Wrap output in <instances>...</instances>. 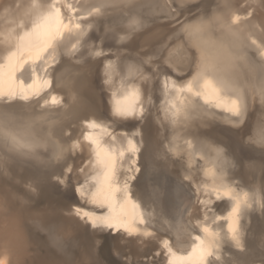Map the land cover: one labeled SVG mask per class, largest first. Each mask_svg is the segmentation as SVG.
I'll list each match as a JSON object with an SVG mask.
<instances>
[{
    "label": "bare ground",
    "instance_id": "6f19581e",
    "mask_svg": "<svg viewBox=\"0 0 264 264\" xmlns=\"http://www.w3.org/2000/svg\"><path fill=\"white\" fill-rule=\"evenodd\" d=\"M31 1L33 2V0H31ZM209 1H211V0H131V3H127L126 0H116V4H117L116 7L106 8L103 10L102 14H100L98 16L91 17L88 20L83 21V26L86 29V35L82 38V42L78 46L76 53L74 55H71V54L66 53L64 50H61L57 54V59L59 60L61 58H71V59H75V60H77L83 64H87V65L90 62V66L92 68L97 67L96 72L94 73V77H93L94 80H92V83H91L93 85V87L95 88L94 91L96 93L93 94L90 90L83 91V96L81 98H79L76 103L74 100L71 99L72 101H70L69 106H71V105L76 106L77 111H83L85 113H88L89 111L93 112V111L99 109L100 106H102V110L107 115L106 119H108V122H100V121L99 122L97 121V122L105 125L106 127L110 128V129L115 130V133L117 136V141H116L117 144H120L122 141V137L120 136V132L123 130L125 125H124L123 121H120L118 118H114L111 116V101H112L111 93L113 90L122 91L123 89L128 88L129 85H133V84L140 86V88H141V100L145 101V108H147L146 106L148 105V103H150L149 100L151 98H154V100L157 102L158 110H157V115L155 113L153 115L158 116L157 117L158 120L163 121V122L171 120L172 114L175 111L174 105L177 104V100H178V97L175 94L176 88L186 86L187 81L192 79L198 71L197 60H198L199 53H198L197 49H198V45L200 44L201 41H200V34H198L195 31V25L197 23H199L200 20H202V19L210 22V24H211L210 31L214 37H220V36L226 37L235 54H237L239 56H245L250 61H252L256 64L255 66H257V70H258L257 78H256L257 79L256 80V89H257V94L260 97L259 88H260L261 81H264V58H262L260 55L261 49L259 47V42H261V41L258 38V36H259L258 31L256 33V31L253 32L252 29L248 28L249 23H250V25L255 24L254 23V20H255L254 17L255 16H253L250 19V21H242L239 24L233 25L230 29L226 28L223 25L231 20L232 12L234 11L233 3L235 0H218V2L223 7V11H219V10L217 11L215 9L213 10L212 7L209 9L206 8L207 10L204 12H199V13H194V14L192 13L193 15H191L190 17L187 16V18L185 17L182 20L180 19L181 21H179V18L181 16L182 12L190 11V10L195 11L200 5H202L206 2H209ZM5 2H6V0H0V9L5 4ZM7 2H8V0H7ZM14 2H16V0H14ZM23 2L25 3V1H23ZM32 2H30V3H32ZM42 2L40 1V3H42ZM72 2L78 3L79 5L87 8V7H90L92 5L103 4V3H105V0H72ZM213 2H215V1H213ZM250 2H251V0H244L243 5L247 6L250 4ZM10 3H11V1H10ZM28 3L29 2H27L26 4H28ZM36 3L39 4V2H37V1H36ZM258 3H259V1H258ZM181 4H183L184 6L181 7L180 6ZM14 5L12 4V6H14ZM43 5L44 4H42V6ZM45 5H46V2H45ZM12 6H11V8H12ZM23 6L24 5H22V7ZM15 7L17 8L18 6L15 5ZM16 8H15V10H16ZM19 8H20V6H19ZM136 8H141L140 11H143V13L151 15V16L166 14L172 19H176V20L178 19L176 27L173 30L174 33H172L173 32L172 31L169 34H167L165 39L160 44H162L161 47L166 46L168 44L165 49H170V48H173L174 46L175 47L179 46V44H183L184 47L186 48L187 52L180 49L178 54L184 60H186V58H189L188 52H190L192 54V56L194 58L193 59V65L194 66L191 68V70L188 72V74L185 77L183 76V78L182 77L180 78L179 75L177 76V73H179V72L170 71L167 69H160L154 75H152V74H149L148 71H145V70H149V68L145 69L142 65L139 64V62L137 60L132 59L127 53H120L118 51H115L114 53H118V59H117V55H111L110 54V52H112L114 50V46L116 45L115 41L113 39H115V40L119 39V35H118L119 33L114 30L113 25L115 23H117L118 21H122L121 20L122 17H124L126 14H129L128 12L130 10H134ZM243 9L245 12V11H250L252 9H255V7L254 8L243 7ZM7 10H8V7H7ZM17 10H18V8H17ZM1 11H2V9H1ZM256 12H258V11L256 10ZM261 12H262V10H261ZM1 14H2V12H1ZM258 14H259V12H258ZM254 15H255V13H254ZM33 16H35V15H33ZM182 16H181V18H182ZM217 17L219 19H217ZM6 19H8V18H6ZM6 19H5V21L7 22L9 19L8 20H6ZM10 20H11V17H10ZM165 20L168 21V19H165ZM0 21H1V18H0ZM18 21H19V19H18ZM257 21H258V19H257ZM2 22H4V20ZM256 23H259V22H256ZM89 24L91 25V27H88ZM185 24L192 25L193 27H191L188 31H183L182 25H185ZM263 24L261 23V25H263ZM0 25H1V22H0ZM10 25H12V24H10ZM259 25H260V23H259ZM4 26H5V24H4ZM12 26H10V28H12ZM15 27H17V26H15ZM10 28L8 26V31ZM2 29H3V26H2ZM155 31H157V29ZM1 33H3V32H1ZM159 34H157V35H159ZM1 35H3V34H1ZM0 37H2V36H0ZM150 37H155V33L154 32L151 33ZM86 38H88V40L85 41ZM253 40L258 41V44H253L252 43ZM149 42H150V40H148V41H146V40L142 41L141 40L139 44H134L135 47L132 48L133 49L132 51H136V50H139L141 48H144V46H146ZM99 47L105 48V51L108 53L106 58H104V57H93L91 55V53ZM138 47H140V48L138 49ZM13 48H14V41L11 43H6L4 40L3 42L0 43V64H4L6 62L5 57L7 56L9 51L13 50ZM105 59L114 60L117 63L116 75L113 77L112 83H105V80H106ZM152 61H153V59H152ZM50 62H52V61L49 60V63ZM189 64H190V62H189ZM244 64H245V62H244ZM238 65H239V62H238ZM130 69H131V71H130ZM238 74H239L241 80L247 84V90L245 92V103L247 105V112H246V115L243 119L248 118L247 128L250 126V123H251L252 136L254 138L258 139L260 130L262 127H264L263 106H261L260 104H257L255 102V99H254L253 94H252L251 80H249V78L246 77L243 74V72L239 69H238ZM5 75H6V73H5ZM40 75L43 77L44 73L41 72ZM66 77L67 76H65V77L63 76L62 79L64 80V79H66ZM142 77H146L147 79H143ZM25 79H30V74H26ZM165 81H167L166 86H165ZM61 82H62V80L60 79V80H57L54 84L58 88V90H51V88H52L51 87L40 95V96L45 95L43 97L44 100L49 99V97L51 95H55L58 98H60L61 103L59 105H53V104H51V102L49 100L48 104L51 106H54V107L62 106L64 101L67 99L66 95L64 93V90H66L70 86V81H68V82L66 81L64 83H61ZM96 84L98 85V87H96ZM85 93H86L87 97H85ZM40 96L34 97L33 99L28 100V101H23V100H20V101L30 102V101H33L34 99H36ZM179 99H183V97H179ZM259 102H261V97H260ZM1 103H4V102L0 101V105H1ZM199 103H200V107H204L210 112L220 113L223 116L229 117L228 114L219 112L218 110L211 107V105H204L202 100ZM4 104H6V103H4ZM32 105H33V103H32ZM37 107H39V106H37ZM43 108H45V107H43ZM49 108H50V106H49ZM49 108H46V110L47 109L49 110ZM26 110H27V108H26ZM26 110H25V112H26ZM52 110H54V109H52ZM64 110H65V108H64ZM59 111L61 112L62 110L59 109ZM58 112H55V113H58ZM4 113L5 112L0 111V117H4ZM8 113H9V122L14 127H17L20 130L21 136L19 138V148L15 151H8L5 149V151L3 152L5 155L14 154L16 156H19L21 159H23L25 161H30V162L34 163L38 167V169L40 168L41 170H48L51 168L57 169L59 167H62V169L69 172V168H71L72 171L69 173H70L71 177H73L76 181H83V182L88 181L89 185L91 183H94V181L91 180V177L96 172V168L94 165L93 146L87 140L84 139V135L81 136L80 138L77 137L78 138L77 141L75 140L76 144L74 143L75 144L74 156L71 159H69L67 162H65V164H62V163L60 164L59 161H60V157L62 155V153L60 151L61 142L58 139L60 137H55L54 134L50 130H48L47 125H45V123L41 124V122H40L39 125L38 124L33 125V123H31V122H24L23 120L21 121V120L17 119L14 116V114H12L10 112H8ZM198 113H199V111H198ZM63 115L61 117L65 116V115L64 116ZM203 115H206V114L203 113ZM183 116H184V113L181 112L180 117H183ZM29 117L30 116H28V118ZM214 117H216V116H214ZM44 119H45V117H44ZM56 119H58V118H56ZM77 119H79V118H77ZM234 119L235 118H232V120H234ZM73 120H75V119H73ZM102 120H104V119H102ZM59 121H61V120H59ZM193 121L195 122V120H192V123L194 124ZM53 122H55V121L53 120ZM72 122H74V121H72ZM49 123H51V121ZM56 123H54V125ZM77 123H79V122H77ZM192 123H190V124H192ZM198 123L201 124L200 122H198ZM80 126H81L80 129H82V125H80ZM164 126L167 128V126H169V125H167V126L164 125ZM186 127H189V126H186ZM169 128H168V130H169ZM56 130H57V128H56ZM56 130H54V131H56ZM185 130H187V129H185ZM185 130H184V132H185ZM85 131H86V129H85ZM89 131H92V130L87 129V132H89ZM128 131H129V133H131L134 130L128 129ZM80 132H82V131H80ZM134 132H136V130ZM187 133L188 132L186 131V134ZM195 134H196V132L193 133V136ZM198 135H199V133H198ZM174 136L176 137V140L174 143H175L176 148L178 149V151H176L175 154H173V152H171L169 150V148L172 146V144L170 142L173 141ZM244 136H245V134H244ZM142 137H143V139H142ZM144 139H146L148 142H151L152 138L147 134H142V135H140V137H138L137 135L135 136V140L138 143L139 148H141V143H142V140H144ZM237 139H239V136H232V138L230 137V140L235 145H237V142H236ZM188 141H191V143L193 145V149L191 152V158H190V153H189V149L187 146ZM161 142L162 143H159V141L157 140V144H158L159 151H160L159 158L157 160V165L163 166L162 170L165 172V175L169 178L168 179L169 183L167 181L166 182L158 181V183H157V182H155L154 179H151L150 182H148V184H146V186H145V189H146L145 190L146 194H144L145 196L141 197L142 199L144 198L143 199L144 201H141L140 196H139L140 191H138L137 187L134 185V181L131 182L132 183V191L134 193L135 198L140 203L141 210L144 213L145 219L148 221V227L151 230H153L155 233H157L160 237H164V238L169 239L170 246H172L174 248H178L181 251L187 252V251H190L192 245L196 243L195 236L200 234L199 233L198 220L196 219V217L201 216V218H202V214H201L200 210L202 209L203 206H201L197 203L196 191H195L194 185L198 181H204L205 177H204V171L203 170L205 167H216L217 168V165H220L221 167L226 169L229 166L233 165V161L230 158H229L230 159L229 160L226 157L227 155L225 156L224 153H219V154L216 153L217 154L216 156L210 157V155H208L206 149H204L205 147L202 146L203 144H201V145L198 144V143H200V141L196 143V141L193 138L189 137L188 134L184 135L181 133L172 132L171 135H169V137L164 136ZM124 143L126 144V141H124ZM64 144H66V143H64ZM38 145H44V146L42 147V146H38ZM66 147H65V149H66ZM258 148H259V146H258ZM1 149H3V148H1ZM253 150H255V149H253ZM223 151H225V153H226V150H223ZM223 151H221V152H223ZM259 151H260V149H259ZM259 151H257V152H259ZM163 152H166V154L169 157H171L173 160L172 161H166L163 157H161V156H164ZM236 154L238 156V159L240 160V166H239L240 169L239 170L236 169V170H238L237 172L239 173V175H238L239 179L241 178L242 182L244 181V182H246V184H243L242 182L237 183L234 181V179H232V177H231V179H229V180L227 179V180L230 182H235V185L238 187V190L239 189H248L250 191L255 192L257 195L264 193V167L260 163V160H262V157L260 155L259 156H256L254 154L250 155L246 149H241L239 147L236 149ZM8 157H11V156H8ZM200 157H203V159H200ZM13 160H14V157H13ZM17 160H19V159L17 158ZM138 160H139V154L137 155V159L135 161L136 164L139 163ZM63 161L64 160H62V162ZM132 164H133V161L129 160L127 157V154H126L125 163L123 165V170L121 173V182L123 181L124 176L130 174L127 170L129 169L130 165H132ZM81 168L83 169V171H79V169H81ZM0 169L6 177H10L12 175L10 165H8L6 160H3L1 157H0ZM39 171L40 170H38V172ZM217 171H218V169H217ZM226 171H229V170H226ZM198 172L200 173V176L197 175ZM237 172H235V174H238ZM14 173H15V171H14ZM45 173H46V171H45ZM20 174H21V172H20ZM65 175H63V176H65ZM170 175L172 177H170ZM185 177H188V178L185 179ZM64 178H66V177H64ZM235 178L237 179V177H235ZM16 179L19 182V184L21 186H23L24 189H27L29 191H33L35 185L38 186V184H39V183H37V184L34 183V181L28 177L27 178H24V177L23 178H16ZM3 181L5 183V180H3ZM70 181H71V179H70ZM48 183H49V181H48ZM55 183H56V181H55ZM154 183L158 184L157 187H154ZM47 185L49 186L50 184H47ZM51 185H52V183H51ZM58 185L59 184H57V186ZM60 185H62L61 182H60ZM77 185H79V184H77ZM74 186H76V185H74ZM142 186H141V189H142ZM12 187H14V186H12ZM45 188H47V187H43V190ZM64 188H65V186H64ZM143 188H144V186H143ZM182 188L190 193V197H188L189 201L186 202L187 204L185 205L186 209L184 208V206L182 208L180 205L184 201V198H183L184 193L182 191ZM13 189H10L9 187H6V186H0V257L7 256L8 264H63L62 259H64V258L59 259V257L55 256V254L53 255L50 247L46 248L45 246H42L43 244H41V242L39 241V239H38L39 237H37V236H36L37 238L35 237L32 230L30 229L29 225L33 224L34 227L36 229H39L41 232L42 231L48 232L49 245L52 243V244H54V246L56 248L57 247L59 248L60 247L59 246L60 237L58 235V231L60 229L64 228L66 222L68 223V221L75 220L77 225L82 227V228H84V226L87 225L88 223L86 221L79 219L76 216V214L73 211L72 206L71 207H69V206L68 207H58V208H52V207L49 208V207L42 206V205L38 206L32 201V199L29 198L30 196L29 197L27 196L29 198L28 199V198L22 196L21 192H18L17 190H13ZM67 189H68V187H67ZM46 190L47 189H45V191ZM39 192H40V190H39ZM47 192H48V190H47ZM142 192H144V191H142ZM41 194H44V193L42 192ZM45 194H46V192H45ZM140 195H141V193H140ZM171 195L172 196L175 195L176 199H174L172 197V202L169 203V199H170ZM141 196H143V194ZM159 196L161 198H159ZM185 198H187L186 195H185ZM77 199H78V197H77ZM200 199L208 201L209 197L202 195L200 197ZM80 200H81V198H80ZM162 201H165V203L167 205L164 206V204H161L160 202H162ZM92 209L93 208L91 207V210ZM224 211H225V207L220 206L219 207V213H223ZM214 214H218V213H214ZM183 218H186V221L189 223V226L193 230L192 233L185 234V231L188 232V228L185 227V229L187 228V230L184 231L183 227L186 224L182 227ZM19 219L21 220V223L18 222ZM53 227H54V229H52ZM245 228H246V236H245V240H244L245 250L244 251H238V250L233 249V248H225V260H226L227 264H243L242 262L245 260L247 261V264H264V259H263V255H262L264 253V217L260 216L258 213H253L250 217V223H245ZM89 233H90V237H87V241L91 245V249H89L88 251L85 252V257H86V259H88L90 261H95V259H94L95 247L94 246H95V242H97L99 239H98V236H96V234H95V230H91ZM82 236H83V234H82ZM75 237H76V235H75ZM117 237L121 240V237L119 235H117ZM94 238L96 239V241L94 240ZM127 242L129 244H131L132 247L134 248V253L129 258L128 255L125 253V250H126L125 249L124 253L127 256L121 255L122 256L121 257L119 255L121 258L127 257L129 260L138 259V261H139V259L143 258L142 254L144 253L143 251H141V249L146 245L149 246V244H153L155 246L156 250H159L161 252L164 251L163 249H159L158 248V242L153 241V240H143L142 242H137V240L132 239V240H128ZM43 243H44V241H43ZM117 243H118V240H117ZM111 246L112 245H110V247ZM126 246H128V244ZM42 247H45L46 250H45V248H44V250H42ZM117 247L119 248V246H117ZM120 248H122V247H120ZM129 248H131V247H128V249ZM52 249H54V247H52ZM72 249H73V247H72ZM113 249L114 248H112V250ZM60 250L63 251V249H60ZM64 250H66V249L64 248ZM62 251H60V252H62ZM114 251H118V250H114ZM128 251H131V250H128ZM141 252H143V253H141ZM66 253L69 254L71 252L67 251ZM146 253H148V251ZM57 254H59V253L57 252ZM73 255H75V254H73ZM63 257H64V255H63ZM71 257H72V255H71ZM76 258H77V255H76ZM68 259L70 260V258H68ZM72 261L74 262V260H72ZM124 262H125V260H124ZM65 263H66V261H65ZM157 264H164L163 256L157 258Z\"/></svg>",
    "mask_w": 264,
    "mask_h": 264
},
{
    "label": "snow or ice",
    "instance_id": "6c2138e0",
    "mask_svg": "<svg viewBox=\"0 0 264 264\" xmlns=\"http://www.w3.org/2000/svg\"><path fill=\"white\" fill-rule=\"evenodd\" d=\"M126 2L131 3V0ZM116 6V0H105L103 4L87 8L73 3L72 0H51L30 25H19L18 33L15 30L9 31L5 42L14 41V48L5 57L6 62L0 64V101L6 104L17 100L28 101L51 88L53 80L48 76L49 68L58 62L57 54L61 50L71 55L76 53L82 38L86 35L83 21L102 14L106 8ZM256 6L264 7V0H259V5L257 0H251L249 5L240 7ZM40 7L42 6L37 4L36 0L30 5V9ZM252 16V11H245L242 15L239 10H234L231 20L223 26L230 29L242 21H249ZM141 23L138 19H132L129 26L135 30L141 26ZM253 26L260 27V30L264 31V25ZM88 27L91 25L89 24ZM191 27L193 26L185 24L182 25V30L188 31ZM210 28V22L203 19L195 25V31L200 34L201 41L197 49L198 71L187 81L186 86L175 90L178 100L172 114L173 125L179 123L181 112L184 113L186 123L193 118L200 108L201 100L204 105H211L219 112L235 118L232 121L234 127L239 126L246 115L247 84L238 74V61L245 57L233 52L226 37H214ZM124 39L123 36L119 37L121 42ZM252 43L258 44V41L253 40ZM259 47L260 55L264 58V42H259ZM91 55L106 58L108 53L104 47H99ZM113 55H117L118 59V53ZM49 60L52 61L51 64ZM116 67V61L105 59V83L113 82ZM41 72L44 73L43 77L40 75ZM26 74H30V79H25ZM166 85L167 81H165ZM259 94L261 103L264 104V81H261ZM111 96V116L123 121L125 125L120 132L122 141L120 144L116 143L117 136L114 129L96 120L84 122L85 126L92 130L84 134V139L93 146L96 172L91 177L94 183L89 185L86 181L78 185L75 191L79 197L100 211L94 213L87 208L74 206L73 211L76 216L86 221L93 229H107L109 234L119 235L121 243H127L132 239L137 242L157 241L158 248L164 251L157 250L154 255L143 257L138 264H148V262L157 264V258L161 256L164 258V264H227L225 248L244 251L245 223H250L253 213L264 217V193L257 195L248 189L238 190L235 182L228 181L224 171L218 172L216 167H205L204 181H198L194 185L197 203L203 207L200 210L202 218L196 217L200 234L195 236L196 243L192 245L190 251L184 252L170 246L169 239L160 237L148 227V221L134 196L131 183L138 180V174L141 173V168L135 163L140 152L135 140L138 133L128 131L144 119L145 101L141 100L140 86L135 84L129 85L122 91L113 90ZM49 100L53 105L61 103L60 98L51 95L45 100V105ZM4 119L6 122L9 121L7 111L4 113ZM175 140L174 136L173 141L170 142L172 146L169 148L173 154L178 151ZM249 142L264 148V127L260 130L259 138L256 140L249 138ZM187 146L191 158L193 149L191 141L187 142ZM217 151L219 154V150ZM126 154L133 164L127 170L130 174L124 176L121 182ZM71 171L72 169L69 168V172ZM202 195L209 197V200L200 199ZM220 206L225 207L223 213H219ZM124 260L125 264H128V258L124 257Z\"/></svg>",
    "mask_w": 264,
    "mask_h": 264
},
{
    "label": "rangeland",
    "instance_id": "374dc122",
    "mask_svg": "<svg viewBox=\"0 0 264 264\" xmlns=\"http://www.w3.org/2000/svg\"><path fill=\"white\" fill-rule=\"evenodd\" d=\"M10 1H11V3H10ZM23 1H25V3ZM36 1L39 2V4L41 6H42V4H44V5L38 9H30V5L33 4V2L31 0H29V1L28 0L27 1L26 0H16V2H14V0H8V2H7V0H6L5 4L2 6L3 8L1 7L2 11L0 9V16L2 15L0 17L1 18L0 36H2L4 38L3 39L2 37H0V43L6 39V35L9 31L16 30L15 32L18 33V32H20L19 25H21V24H29L30 25L31 22L37 18L39 13L41 11L45 10V6L48 3H51V0H46V1L45 0H36ZM40 1L41 2L43 1V2L40 3ZM211 1L200 5L195 11L190 10V11L182 12L181 16L182 15L183 16H182V18L180 16L179 21H181L185 17L187 18V16L190 17L194 13L204 12L211 7L213 8V10L215 9L217 11L218 10L223 11V7L218 2V0H213L215 2H213V1L211 2ZM258 1L259 0H257V5H259ZM27 2H29V3L26 4ZM30 2H32V3H30ZM45 2H46V5H45ZM243 3H244V0H235L233 3L234 10H239L242 15L244 13V9H243V7H240V6L243 5ZM12 4L13 5L15 4L16 6H18L17 7L18 10L15 7V5L12 6ZM22 5H24V6L22 7ZM11 6H12V8H11ZM19 6H20V8H19ZM7 7H8V10H7ZM14 7L16 8V10ZM140 9L141 8H136L134 10H130L128 12L129 14H126L124 17H122V19H121L122 21H118L117 23H115L113 25L114 30L119 33V34L117 33L119 35V37L123 36V37H125V39L122 42L119 39L118 40L113 39L115 41L116 45L114 46V50L112 52H110V54L113 55V53L115 51H118L120 53H127L132 59L137 60L139 62V64L142 65L145 69L149 68V70H145V71H148V73L152 74V75H154L160 69H167L170 71L179 72V73H177V76L179 75L180 78L181 77L183 78V76L185 77L188 74V72L191 70V68L194 66L193 65V59L194 58H193L192 54L190 52H188L189 58H186V60H184L178 54L180 49L187 52V50L183 44H179V46H176V47L174 46L173 48H170V49H165L168 44L166 46H163V47H161L162 44H160L165 39L167 34H169L170 32H172L175 29L178 19L177 20L172 19L166 14L151 16V15L143 13V11H140ZM263 9H264V7L261 8L260 6L259 7L257 6V7H255V9L250 10L253 12V16H255L254 18L256 20V21L254 20L255 24H253V25H257L259 23L261 25V23L262 24L264 23V16H263L264 10ZM256 10L259 12V14H258V12H256ZM261 10L263 13L261 12ZM1 12H2V14H1ZM254 13H255V15H254ZM32 14L35 15L36 17L33 16ZM10 17H11V20H10ZM6 18H8L9 20ZM5 19L8 21L6 22ZM18 19H19V21H18ZM132 19L140 20L142 22L141 26L139 28L133 30L129 26L130 21ZM165 19H168V21ZM257 19H258V21H257ZM3 20L5 23L2 22ZM256 22H259V23H256ZM4 24H5V26H4ZM10 24H12L13 26ZM14 25L17 27H15ZM253 25H250V23H249L248 28L252 29L253 32L256 31V33L258 31V33H259L258 38L260 39L261 42H264V34H263L264 31H261L260 27H254ZM2 26H3V29H2ZM8 26H9V28H10V26H12V28H10L9 31H8ZM156 29H157V31H155ZM1 32H3V33H1ZM153 32L155 33V37H150V34ZM172 33H174V31ZM1 34H3V35H1ZM157 34H159V35H157ZM86 40H88V38H86L85 41ZM141 40L142 41L150 40V42L146 46H144V48L139 49L140 47H138L139 50L132 51L133 50L132 48L135 47L134 44H139ZM243 57H245V56H243ZM152 59H153V61H152ZM243 60L238 61L239 65L241 66L240 67L238 65V67H239L238 69L241 70L243 72V74L249 78V80H251L252 94H253V97L255 99V102L257 104H260L261 106H263V110H264V104L259 102L260 97L258 96L257 89H256V80H257L256 78H257V73H258L257 66H255L256 64L254 62L250 61L247 57H245V59H243ZM57 61H58L57 63L52 65L51 68H49V72H48V76L53 80V86H52L51 90H58V88L54 85L57 80L61 79L62 80L61 83H64L66 81L67 82L70 81V86L66 90H64V93H65L67 99L64 101L62 106L54 107V106H51L49 104L45 105V103H44L45 100L43 98L45 95H42V96H40V97L34 99L33 101H30V102H22L20 100H17V102L14 101L15 103L13 102L10 104L1 103L0 111L10 112V113L14 114V116L17 119H19L21 121L23 120L24 122H31V123H33V125H36V124L39 125L40 122H41V124L45 123V125H47L48 130H50L54 134L55 137H60L58 139L61 142L60 151H61L62 155L60 157L59 162H60V164L61 163L65 164V162H67L69 159H71L74 156L75 144H76L77 139L80 138L81 136H83L87 132V129H89L85 126L84 122L88 121L89 119L90 120H96L98 122L99 121L100 122H108V119H106L107 115L102 110V106H100L99 109H97L93 112L89 111L88 113H85L83 111H77L76 106H73V105L69 106L70 101L74 100L76 103L78 101V99L83 96V91L90 90L93 94L96 93L94 91L95 88L93 87V85L91 83H92V80H94L93 77H94V73L96 72L97 67L92 68L90 66V62L87 65V64H83V63H81L75 59H71V58H61L59 60L57 59ZM189 62H190V64H189ZM244 62H245V64H244ZM51 63L52 62H50V64ZM63 76L64 77L67 76L66 79L63 80L62 79ZM96 87H98L97 84H96ZM85 97H87L86 93H85ZM149 101H150V103H148V105L146 106L147 108H145L146 111H145L144 119L142 121L138 122V124L135 128H129V129L134 130V131L136 130V132L138 133L137 134L138 137H140V135H142V134H147L152 138L151 142H148L146 139L142 140L140 153H139V160H138V162H139L138 165L141 168V173L139 174V179L134 181V185L137 187L138 191H140L141 195L143 194V196H141L139 193L141 201H144L143 200L144 198L142 199L141 197L145 196L144 195V194H146L145 193V190H146L145 186H146V184H148V182H150L151 179H154L155 182H157V183H158V181H164V182L167 181L169 183V181H168L169 178L165 175V172L162 170L163 166L157 165V160H158L159 154H160L159 147L157 144V140L159 141V143H162L161 141H162L163 137L164 136L169 137V135H171L172 132L181 133L184 135L188 134V136L193 138L196 141V143L200 141V143H198V144H200V145L203 144L202 146L205 147L204 149H206V151H207L208 155H210V157L216 156L218 154L217 150H219V151L220 150L221 151L226 150V153H225V151H223V152L220 151L219 153H224L225 156L227 155L226 157L228 159L230 158L233 161V165L229 166L226 169H224L220 165H217V169H218V172L220 169L223 170L225 175L228 176V177L226 176V179H228V180L231 179V177H232V179H234L235 182H237V183L242 182V179L241 178H240L241 180L239 179V176H238L239 173L237 172L240 169V167H239L240 166V160L238 159V156L236 154V149L238 147L241 149H246L250 155H253V154L256 156L260 155L262 157V160H260V163L264 167V148H260V146L258 148L257 144L249 142V138H252L253 140H256V138H254L252 136L251 123H250V126L247 128L248 118L243 119L242 120L243 122H241L239 124V126L234 127L232 125V121H233L232 118L223 116L220 113L210 112L206 108L200 107L198 110L199 113L197 111V113L195 114L196 117L194 116L193 118H191L190 119L191 121L188 120L187 124L185 122V119H183L184 118V116H183V117L178 118V120H180L179 123H177L178 125L177 124L173 125L171 123V120L164 121V122L158 120V118H157L158 116L153 115L154 113L157 115V110H158L157 102L154 100V98H151ZM32 103H33V105H32ZM37 106H39V107H37ZM49 106H50V108H49ZM43 107H45V108H43ZM26 108H27V110H26ZM46 108H49V110L48 109L46 110ZM64 108H65V110H64ZM52 109H54V110H52ZM59 109L62 111L60 112ZM25 110H26V112H25ZM55 112H58V113H55ZM203 113L206 115H203ZM62 115L64 117H61ZM28 116H30V117L28 118ZM214 116H216V117H214ZM44 117H45V119H44ZM55 117L61 121H59ZM77 118H79V119H77ZM73 119H75V120H73ZM102 119H104L105 121ZM53 120L55 122H53ZM71 120L74 122H72ZM192 120H195V122L193 121L194 124L192 123ZM50 121H51V123H49ZM76 121L79 123H77ZM198 122H200L201 124H199ZM54 123H56V124L54 125ZM190 123H192V124H190ZM80 125H82V129H80L81 128ZM164 125H166V126L169 125V126H167V128H166ZM186 126H189L192 130ZM56 128H57V130H56ZM168 128L170 131L168 130ZM184 128L187 130H185ZM85 129H86V131H85ZM54 130H56V131H54ZM184 130H185V132H184ZM80 131H82V132H80ZM186 131L188 132L187 134H186ZM195 132H196V134L193 136V133H195ZM198 133H199V135H198ZM244 134H245V136H244ZM232 136H239V139L236 140L237 145H235L230 140V137L232 138ZM142 139H143V137H142ZM64 143H66V144H64ZM65 147H66V149H65ZM253 149H255L256 151ZM259 149H260V151H259ZM0 151H1L0 157L3 160H6L7 164L10 165L11 173L13 175V176L11 175L10 177H6L0 169V186H6V187H9L10 189L14 188L13 190H17L18 192H21L22 196H24L26 198H28L30 196L29 198L32 199V201L38 206L42 205V206H46L49 208L50 207L58 208V207H68V206L69 207L79 206V207L87 208L89 211L94 212V213L100 211L99 209L88 204L84 199H82L81 197H79L76 194L75 189L78 186L77 184H79V185H80V183L84 184L85 181L84 182L83 181H76L73 177H71L70 173L68 171L62 169V167H59L57 169L51 168L48 170H41L40 168L38 169V167L34 163H32L30 161H25V160L21 159L19 156H16L14 154L5 155L3 153L5 151V149H1ZM257 151H259V152H257ZM163 153H164V156H161V157H163L166 161H172L173 160L171 157H169L166 154V152H163ZM8 156H11V157H8ZM13 157H14V160H13ZM17 158L19 160H17ZM62 160H64V161L62 162ZM236 169H238V170H236ZM38 170H40V171L38 172ZM226 170H229V171H226ZM14 171H15V173H14ZM45 171H46V173H45ZM20 172H21V174H20ZM235 172H237L238 174H235ZM63 175H65V176H63ZM197 175L200 176V173L198 172ZM26 176L28 178H30L31 180H33L34 183H36V184L39 183L40 185L39 184H38V186L35 185L33 191H29L27 189H24L23 186H21L19 184V182L17 181L16 178H23V177L27 178ZM64 177H66V178H64ZM170 177H172V176L170 175ZM235 177H237V179ZM70 179H71V181H70ZM3 180H5V183ZM48 181H49V183H48ZM55 181H56V183H55ZM60 182L62 183V185H60ZM51 183L53 186L51 185ZM242 183L246 184V182H244V181ZM47 184H50V185L48 186ZM57 184H59V185L57 186ZM74 185H76V186H74ZM142 185L144 186V188ZM157 185L158 184L154 183V187H157ZM12 186H14V187H12ZM64 186H65V188H64ZM141 186H142V189H141ZM43 187H47L45 189H47L48 192H47V190L45 191V189L43 190ZM67 187H68V189H67ZM38 189L40 190V192ZM142 191H144V192H142ZM182 191L184 193L183 194L184 201L180 205L182 208L184 206V208L186 209L185 205L187 204L186 202L189 201L188 197H190V193L183 188H182ZM42 192L44 194H41ZM45 192H46V194H45ZM185 195L187 198H185ZM76 196L78 197V199ZM172 197L174 199H176L175 195H173V196L171 195V197L169 199V203L172 202ZM80 198H81V200H80ZM159 198H161V197L159 196ZM160 203L164 204V206L167 205L165 203V201H162ZM91 207L93 208L92 210H91ZM18 222L21 223V220L19 219ZM29 226H30V229L32 230L33 234L35 235V237L36 236L39 237L38 239L41 242V244H43L42 246H45L46 248L50 247L53 255L55 254V256L59 257V259L64 258V259H62L63 264H67V263L68 264H86V263L87 264H89V263L90 264H117V263L118 264H122V263L125 264L124 258H121L122 257L121 255L125 256L127 254L128 257L130 258V256L134 253V248L132 247L131 244H129L128 242L121 244V242H119L121 240L117 237V235L109 234V231L107 229H92V227L89 224L85 225L84 228H82V227L77 225L75 220L68 221V223L66 222L64 228L60 229L58 231V235L60 237V241H59L60 247L59 248L57 247L58 249L52 243L49 245L48 232H43V231L41 232L39 229H36L33 224H30ZM182 227H183L184 231L187 230V228H188V232L185 231V234H189V233L193 232L192 228L189 226V223L186 221V218H183V220H182ZM185 227H187V228L185 229ZM52 229H54V227ZM90 229L95 230V234H96V236H98V239H99L97 242H95V246H94L95 247V256H94L95 261H90V260L86 259V257H85V252L88 251L89 249H91V245L87 241V237H90V233H89L91 231ZM82 234H83V236H82ZM75 235H76V237H75ZM94 240L96 241L95 238H94ZM117 240H118V243H117ZM43 241H44V243H43ZM127 244H128V246H126ZM110 245H112L111 247L114 248L113 250L110 247ZM117 246H119V248ZM45 247H42V250H44ZM52 247H54V249L59 254H57V252L54 249H52ZM72 247H73V249H72ZM120 247H122V248H120ZM128 247H131V248L128 249ZM46 248H45V250H46ZM64 248L68 252H71L72 254L66 253L67 251L64 250ZM60 249H63V251ZM114 250H118V251H114ZM124 250H125L126 254L124 253ZM128 250H131V251H128ZM60 251H62V252H60ZM141 251L144 252V253L141 252L144 254V255L142 254V256L146 257V256L154 255L155 251H157V250L153 244H149V246H147V245L144 246L141 249ZM147 251H148V253L149 252L150 253L149 254L146 253ZM70 254L72 255V257ZM73 254H75V255H73ZM63 255H64V257H63ZM76 255H77V258H76ZM262 255H263V259H264V253ZM68 258H70V260ZM72 260H74V262ZM140 260L141 259H139V261ZM65 261H66V263H65ZM139 261H138V259H134V260L128 259V264H138ZM242 263L247 264V261L245 260ZM148 264H151V263L148 262Z\"/></svg>",
    "mask_w": 264,
    "mask_h": 264
},
{
    "label": "clouds",
    "instance_id": "9594fccd",
    "mask_svg": "<svg viewBox=\"0 0 264 264\" xmlns=\"http://www.w3.org/2000/svg\"><path fill=\"white\" fill-rule=\"evenodd\" d=\"M38 134V133H37ZM20 130L14 127L4 117H0V148L8 151H15L19 148ZM44 146V145H38ZM0 264H8L7 256L0 257Z\"/></svg>",
    "mask_w": 264,
    "mask_h": 264
}]
</instances>
